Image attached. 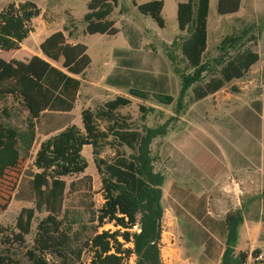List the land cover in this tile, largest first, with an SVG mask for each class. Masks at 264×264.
<instances>
[{"label":"trees","instance_id":"1","mask_svg":"<svg viewBox=\"0 0 264 264\" xmlns=\"http://www.w3.org/2000/svg\"><path fill=\"white\" fill-rule=\"evenodd\" d=\"M241 1L218 0V12L235 13ZM133 2L139 11L164 26V0ZM117 4L118 0H90L83 18L84 33L117 34L119 29L110 18ZM38 10L29 0L11 1L0 10V99L7 95L20 99L30 115L25 132L0 122V212L7 209L13 198L33 203L21 208L15 224L17 231L0 225V243L24 246L26 262L0 253V264H125L133 255L136 264H161L157 243L164 212V175L154 169L150 137L118 112L120 107L133 102V96L147 99L149 92L131 88L127 95L118 94L95 108H83L82 126L71 123L54 126L50 131L57 132L41 141L32 165L29 164L40 117L47 111L61 114L75 107L82 81L72 74L83 75L91 65L87 45L71 42L78 34L70 14L62 29L40 43L47 59L22 45L34 30L32 19ZM209 10L210 0L177 3L178 26L188 32L182 40L181 52L197 70L192 78L182 73V93L189 83L210 69L204 63ZM232 39L235 37L229 38ZM221 56L215 58L220 66L218 71L193 87L195 101L218 92L235 79L244 78L261 58L253 48L238 51L222 62ZM153 95L165 104L174 100L170 94ZM140 107L143 109L142 104ZM60 119L55 117V124ZM86 145L92 146L95 155L108 145L117 148L111 158L95 157L104 199L99 207L92 200L86 202L90 216L88 221L80 222L66 205V199L72 194L93 191V177L86 172L88 160L83 154ZM73 175L77 176L70 178ZM36 211L45 215L33 229ZM242 221L239 210L226 214L225 249L220 264H246L249 252L235 249ZM107 223L116 229L101 230ZM29 234H33L31 245L27 240ZM259 253L254 249L251 254L254 257Z\"/></svg>","mask_w":264,"mask_h":264},{"label":"rangeland","instance_id":"2","mask_svg":"<svg viewBox=\"0 0 264 264\" xmlns=\"http://www.w3.org/2000/svg\"><path fill=\"white\" fill-rule=\"evenodd\" d=\"M11 1L19 3L27 0H0V10ZM29 1L34 2L40 8V14L35 16V23H32L36 30L24 39L25 46L39 52V43L47 37L52 29H62L69 14L72 15L77 26L78 39L88 46L87 53L91 57V65L84 73L85 77H99L104 71L102 66L104 59H112L114 51L121 49L129 52L132 59L128 66L130 68L128 72L133 77V83L129 87L120 86V91L123 94H129L130 89L134 88L149 92L150 95L147 99L133 96V102L128 106L120 107L118 112L127 116L137 128L150 137V154L156 171L162 172L158 167L166 166L165 161L161 158L166 146L184 149L193 155V148L211 144L203 133H207L210 137L218 136L216 132L227 136V130L230 129L228 131L236 136L239 143L247 137L248 131L243 126L242 120L237 117L245 110L249 98L259 96L264 88V0H242L240 9L230 14L219 13L218 0H210L207 49L204 53L205 66L209 65L210 69L203 71L200 78L189 83L183 93L182 73L189 74L187 78H192L197 70L187 62L181 52L182 40L188 32L181 31L178 26L177 3L179 0H164L162 14L165 24L163 27L151 15L139 11L133 0H118V4L114 6L110 15V18L115 20V26L119 29L115 35L84 33L85 21L83 18L88 11L87 4L90 0ZM134 1L140 4L148 0ZM122 8L124 9L123 13H121ZM43 20L49 23L44 28L39 23ZM44 29L47 30L45 33L42 31ZM252 35L256 38L251 39ZM231 37H235V39L229 40ZM246 48L256 49L261 55L260 60L251 67L244 78L227 83L212 97L221 99L230 93L234 98L221 105H214L211 97L196 102L193 96V87L199 81H207L213 72L218 71L220 66L216 63L215 58L222 55L220 60L222 62ZM93 89L83 83L80 97L70 112L71 115H59L61 121L57 122L55 127L63 126L66 123L82 126L81 112L83 108L88 106L95 108L116 95L115 92H100ZM87 93H92V97L86 96ZM158 93L172 95L174 97L172 104L159 101L153 95ZM141 104L143 109L140 107ZM184 114L190 120V124L179 118ZM53 116L55 115L45 113L37 123L36 138L29 152L30 165H32L41 141L56 132L47 133L51 122H53ZM29 118V111L20 99L12 95L0 99V122L13 125L21 132H25L28 129ZM105 125L106 123L103 122L102 127ZM251 145L252 148L258 146L254 139L250 142L249 147ZM116 148L112 145L105 146L97 155L94 154L91 145H86L83 148V154L88 160L86 172L93 177V191L85 193V195L72 194L66 199V205L70 206L80 222L88 221L90 216L89 210L85 207L86 202L92 200L95 202V206L99 207L104 199L100 190L101 177L95 164V157L111 158ZM126 150L130 151L127 148ZM76 176L73 175L70 178ZM195 180L194 177L185 178L182 181L178 180V183L186 190L192 189L195 192L197 191ZM32 205L33 203L30 201L13 198L7 209L0 212V225L17 231L15 224L21 208ZM35 214L33 229L45 212L36 211ZM180 221L181 238L175 223L173 227L182 250L187 248L193 251L203 234L194 233L187 226L188 223ZM137 228L136 226L134 229ZM103 229L114 230L116 227L112 223H107L101 228V230ZM32 237L33 234L27 236L30 245ZM25 251L26 248L17 243L13 245L0 243L1 254H9L22 263L26 262ZM125 264H136V255H133ZM250 264L259 263L251 261Z\"/></svg>","mask_w":264,"mask_h":264},{"label":"crops","instance_id":"3","mask_svg":"<svg viewBox=\"0 0 264 264\" xmlns=\"http://www.w3.org/2000/svg\"><path fill=\"white\" fill-rule=\"evenodd\" d=\"M33 22L35 23V17L32 19ZM39 23L43 28L49 25L45 20ZM56 30L58 29H52L48 35ZM42 31L45 33L47 30ZM77 41H79L78 36L71 39V42ZM22 45L27 47L24 40ZM27 48L43 56L41 49L38 52L30 47ZM131 59L127 50L118 49L113 52L112 59H104L102 64L104 71L99 77L87 78L84 74L72 75L80 78L82 84L89 88L93 87L97 91L123 94L119 87H129L133 83V77L128 72ZM105 68L109 71L107 72ZM81 89L82 85L78 98ZM214 94L197 101L212 98ZM86 96L91 98L92 93H87ZM233 98L234 96L227 93L221 99H212L214 105H221ZM249 99L245 110L237 117L242 120L243 126L248 131L247 137L245 136V140L243 139L241 143L228 129L227 136L216 132L218 136L210 137L202 132L211 144L193 148V155H190L189 151L174 146H166L163 149L161 158L166 166L158 167V169L164 174L162 185L164 211L174 219L180 238V220L188 223L187 226L194 233L205 234L201 235L202 239L193 251L187 248L182 250L183 255L191 259L194 264H220L225 249V218L226 214L232 210L241 211L243 217L238 229L236 251L249 252L246 264H250L254 249L264 254V88L259 96ZM71 111L61 114L45 112L55 115L47 133L54 128L56 116L71 115ZM179 118L190 124L185 114L180 115ZM252 139L258 144L257 147L252 148V145L249 147ZM192 177L196 179L197 191L195 192L192 189L186 190L178 183V180Z\"/></svg>","mask_w":264,"mask_h":264},{"label":"built area","instance_id":"4","mask_svg":"<svg viewBox=\"0 0 264 264\" xmlns=\"http://www.w3.org/2000/svg\"><path fill=\"white\" fill-rule=\"evenodd\" d=\"M173 224L174 219L164 211L160 220L161 234L157 243L161 264H194L191 259L183 255ZM251 261L259 264L264 262V254L251 256Z\"/></svg>","mask_w":264,"mask_h":264},{"label":"water","instance_id":"5","mask_svg":"<svg viewBox=\"0 0 264 264\" xmlns=\"http://www.w3.org/2000/svg\"><path fill=\"white\" fill-rule=\"evenodd\" d=\"M38 14H40V10H38V11L36 12V15H38Z\"/></svg>","mask_w":264,"mask_h":264}]
</instances>
